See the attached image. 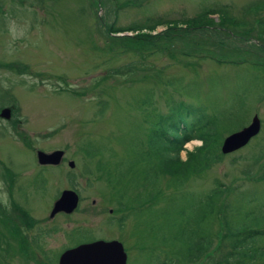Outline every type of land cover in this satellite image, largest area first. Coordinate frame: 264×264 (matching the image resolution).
I'll use <instances>...</instances> for the list:
<instances>
[{
  "label": "rangeland",
  "instance_id": "obj_1",
  "mask_svg": "<svg viewBox=\"0 0 264 264\" xmlns=\"http://www.w3.org/2000/svg\"><path fill=\"white\" fill-rule=\"evenodd\" d=\"M263 2L0 0V65L13 67H0V110L11 111L12 105L15 109L9 120L0 117V204L13 215L10 198L15 202L20 194H34L39 210L48 209V217L51 203L61 192L73 190L83 199L74 215L58 216L51 222L55 233L43 244L47 256L51 254L49 261L36 262L39 252L30 246L25 253L28 258L23 257L16 239H6L3 229L0 264H56L60 252L87 240L121 242L127 264H168L165 260L227 264L225 259L236 251L226 239L227 226L264 215V28L258 26L264 10L254 14ZM206 10L217 12L208 16L215 24L218 16H229L241 24L234 30L244 31L222 43L223 58L214 55L197 60V53L210 55L199 51L201 45L185 50L180 39L171 40L166 53L160 51L165 41L159 33L167 27L185 26ZM157 21L162 25L156 29L109 33L111 26ZM138 33L151 38L145 49H140L143 38H133ZM199 39L211 41L203 35ZM126 48L131 52H124ZM212 49L220 54L217 46ZM131 63H138L135 71L122 75L121 69ZM24 67L26 71L18 73ZM177 76L197 82L198 100L166 89L167 80ZM210 77L219 82L215 92L209 90ZM148 93L154 94L151 108L141 105ZM166 98L207 107L213 104L214 115L222 118L218 122L221 138L247 126L254 115L260 120V133L180 188L167 187V178L156 172L153 186L146 154V117L152 109L166 114ZM199 145L196 140L185 145L181 159ZM38 150H62L63 162L58 167H39ZM69 161L74 162L73 169L67 166ZM216 184L225 193L213 221L202 225L212 245L195 262L183 261L172 248H181L191 239L198 206L206 203ZM73 227L77 231L68 238ZM251 227L248 230L258 226ZM263 248L264 238H260L251 264H264L258 257ZM250 260L231 258L229 264Z\"/></svg>",
  "mask_w": 264,
  "mask_h": 264
},
{
  "label": "trees",
  "instance_id": "obj_2",
  "mask_svg": "<svg viewBox=\"0 0 264 264\" xmlns=\"http://www.w3.org/2000/svg\"><path fill=\"white\" fill-rule=\"evenodd\" d=\"M258 10H264V2L254 9V14H256ZM210 15H217V12L215 10H206L188 20V23H186L185 26H182L183 28L178 26L167 27V29L159 33V37L165 41L164 50L161 49L160 51L166 53V47L169 42L171 40L175 41L180 39L185 50L190 51L191 47L196 44L201 45L200 52H206L210 55L208 56L206 54L197 53V60L213 58L214 55L223 58L224 46L222 43L235 40L236 36L240 37L244 31H235L233 27L240 26L241 24L237 23V21L232 18H228L229 16H225L224 18L218 16L220 18L219 23L215 24L208 19V16ZM263 21L264 20H260L258 24L260 29L264 28ZM160 25H162L161 21L149 25L135 24L126 28H112L111 26V28H109V33L116 34L122 33L123 31L138 32L145 29H156ZM214 26L217 27V29H214L213 31L207 29V27ZM226 29L231 30L232 34L227 32ZM224 31L227 32L228 36H226ZM202 35L203 37H207V39H211V41L200 40L199 38ZM149 37L148 33H138L133 38H143V40H141L140 49H145L146 46L151 44V38ZM116 38L121 40L120 37ZM214 41L220 46L215 44ZM215 46H217V51L220 52V54L212 49ZM127 50L131 52L130 48H126L124 52H127ZM141 51L145 52L144 50ZM117 54L120 55L121 52L117 51ZM182 54L185 56L184 53ZM230 63L233 64V62ZM235 64L238 63L235 62ZM137 65L138 63H131L130 65L125 66L121 69L124 72L122 75L132 74ZM0 67L7 70H13V67L8 64L0 65ZM17 71L18 73L25 72L26 67L20 68ZM208 82L209 90L215 92V88H218L219 86L217 78L210 77ZM166 84V89L169 91L182 97L185 96L184 98L189 100H198L199 90L197 89V82L194 80L185 81L183 77L177 76L168 79ZM153 98L154 94H146L144 100L141 101V105H146L151 108ZM166 105V114L157 113L155 109H152L147 113L146 122L148 127L145 134L146 154L148 157L147 161H149L150 164V171L152 172V181L150 184L153 186L155 185L156 172V174L167 178V187L176 189L182 187L190 179L201 176L213 164L219 163L223 159V156L219 151L222 136L218 126V122L222 120V118L219 120L214 115L213 112L215 109L212 106L213 104H208L207 107V105L188 104L182 100L175 102L170 98H166ZM239 105L241 106V103ZM235 107H237V105H235ZM10 108L11 113H14V106L12 105ZM208 108L210 113L207 111ZM2 110H0V112ZM193 140L199 141L200 145L193 150L186 152V158L182 160L181 153L185 151V145ZM5 173L9 175L7 170ZM5 173H3V175ZM12 181L13 179L11 178L10 185H12ZM224 193L225 188L221 187L220 184H216L207 194L206 203L202 202L201 205L198 206L196 211L197 214L194 216L193 224L195 226V231L191 232V239L183 242L181 248H177L174 245V248H172L173 254H176L183 261L193 263L207 253L212 245V237L208 238L202 233V225L203 222H209L210 220L213 221L217 204L223 197ZM246 204L248 206L250 205L247 201ZM190 223L191 221L188 222V225ZM230 223H233L232 220L229 224ZM3 225L5 226V223L2 222L1 224L0 222V226L7 229V227L5 226V228ZM251 226L258 227L252 231L248 230ZM261 226H264V215L261 216V218L255 216L253 219H246V221H239L231 226H227L226 239L231 241L232 245L234 244V250H236L235 254L233 252L230 254L229 259L235 258V260H239V258L247 257L248 260H253L257 257L253 248H255L258 239L264 238V229H260ZM9 227L10 230H7L10 236H15L13 227L10 225ZM0 240H4L1 233ZM260 251L258 257L264 260V248L260 249ZM229 259L228 257L225 259L227 264L230 263ZM166 261L170 264L169 260H165V262ZM247 264H251V260Z\"/></svg>",
  "mask_w": 264,
  "mask_h": 264
},
{
  "label": "water",
  "instance_id": "obj_3",
  "mask_svg": "<svg viewBox=\"0 0 264 264\" xmlns=\"http://www.w3.org/2000/svg\"><path fill=\"white\" fill-rule=\"evenodd\" d=\"M0 116L9 118V110L4 109ZM260 131V120L255 115L250 124L236 132L223 138L220 145L222 155L233 153L244 147ZM63 157L62 151L52 153L37 152V161L40 165H58ZM69 167L73 168L74 163L69 162ZM77 196L75 192L65 190L55 202L50 216L53 217L58 212L71 213L77 206ZM127 255L122 244L113 241H94L78 245L77 247L64 251L58 260V264H126Z\"/></svg>",
  "mask_w": 264,
  "mask_h": 264
},
{
  "label": "flooded vegetation",
  "instance_id": "obj_4",
  "mask_svg": "<svg viewBox=\"0 0 264 264\" xmlns=\"http://www.w3.org/2000/svg\"><path fill=\"white\" fill-rule=\"evenodd\" d=\"M10 118H11V111H10ZM45 167H51V166H45ZM82 200L83 199L80 198L79 196V205L76 210L80 209ZM54 202L55 201L51 203L52 207ZM37 204L38 203L36 198L34 197V194H20L18 195L15 202L13 201L12 198H10V209H12L14 213L13 215L8 214L6 211L7 208L0 204V218H1L0 222L1 224L2 222H4L8 226L10 225L13 227L15 236L11 237L8 230L6 229V239H9L8 237L12 239H16L18 251L22 254L23 257L28 258L25 255V253L28 254V246H30L35 248L39 252V256H36V258L40 260L38 261L36 260V262L49 261L51 254L47 256V252L43 249V244L47 237L55 233L54 228L50 226L51 222H53L58 216L70 217L74 215L76 210L71 214L58 213L53 217H50V213H49L48 217H45V214L47 213L48 209L46 211L39 210ZM93 204H95V201H93ZM3 229L4 228L0 226V233L2 235H3ZM74 229L75 228L73 227L68 231L67 233L69 234L68 238L71 236V232L77 231V230L73 231ZM4 237L5 236L3 235V238ZM4 242H5V238L3 241L0 240V244H2L3 246H4ZM62 252H60L59 255L57 256L56 264L58 263L59 256Z\"/></svg>",
  "mask_w": 264,
  "mask_h": 264
},
{
  "label": "bare ground",
  "instance_id": "obj_5",
  "mask_svg": "<svg viewBox=\"0 0 264 264\" xmlns=\"http://www.w3.org/2000/svg\"><path fill=\"white\" fill-rule=\"evenodd\" d=\"M237 131H238V130H237ZM234 132H236V131H234ZM232 133H233V132H232ZM230 134H231V133H230ZM227 136H228V135H227ZM225 137H226V136H225ZM225 137H224V138H225ZM222 140H223V138H222ZM222 140H221V142H222ZM193 141H195V140H193ZM196 141H197V140H196ZM191 142H192V141H191ZM221 142H220V145H221ZM199 143H200V142H199ZM187 144H188V143H187ZM187 144H186V145H187ZM219 151H220V146H219ZM220 153H221V152H220Z\"/></svg>",
  "mask_w": 264,
  "mask_h": 264
}]
</instances>
